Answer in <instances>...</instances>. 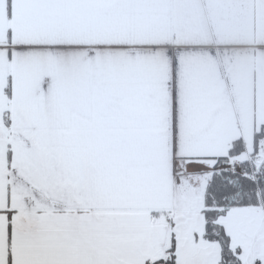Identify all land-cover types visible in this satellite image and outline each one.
<instances>
[{"label":"snow or ice","instance_id":"6c2138e0","mask_svg":"<svg viewBox=\"0 0 264 264\" xmlns=\"http://www.w3.org/2000/svg\"><path fill=\"white\" fill-rule=\"evenodd\" d=\"M0 264H264V0H0Z\"/></svg>","mask_w":264,"mask_h":264},{"label":"crops","instance_id":"0c3cea01","mask_svg":"<svg viewBox=\"0 0 264 264\" xmlns=\"http://www.w3.org/2000/svg\"><path fill=\"white\" fill-rule=\"evenodd\" d=\"M253 69H257V66L255 64L249 62L248 65H247V70L249 72H251ZM257 70H259V69H257Z\"/></svg>","mask_w":264,"mask_h":264}]
</instances>
